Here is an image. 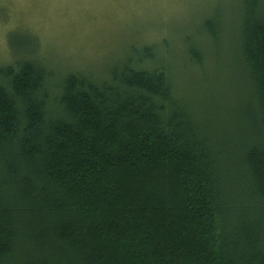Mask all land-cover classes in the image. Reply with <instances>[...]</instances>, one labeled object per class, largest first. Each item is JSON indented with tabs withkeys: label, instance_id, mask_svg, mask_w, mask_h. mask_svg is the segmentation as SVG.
<instances>
[{
	"label": "trees",
	"instance_id": "16d2710c",
	"mask_svg": "<svg viewBox=\"0 0 264 264\" xmlns=\"http://www.w3.org/2000/svg\"><path fill=\"white\" fill-rule=\"evenodd\" d=\"M239 1L232 111L198 117L154 46L0 65V264H264V0Z\"/></svg>",
	"mask_w": 264,
	"mask_h": 264
},
{
	"label": "rangeland",
	"instance_id": "374dc122",
	"mask_svg": "<svg viewBox=\"0 0 264 264\" xmlns=\"http://www.w3.org/2000/svg\"><path fill=\"white\" fill-rule=\"evenodd\" d=\"M241 12L239 0H0V65L26 59L55 81L77 71L98 78L133 46H154L198 117L232 111L243 98L234 61Z\"/></svg>",
	"mask_w": 264,
	"mask_h": 264
}]
</instances>
